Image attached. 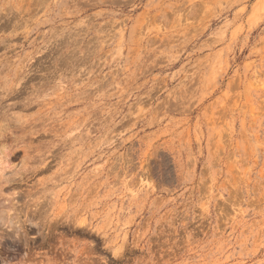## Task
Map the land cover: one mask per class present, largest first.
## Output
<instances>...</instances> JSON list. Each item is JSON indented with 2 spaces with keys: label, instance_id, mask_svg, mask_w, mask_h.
Listing matches in <instances>:
<instances>
[{
  "label": "rangeland",
  "instance_id": "rangeland-1",
  "mask_svg": "<svg viewBox=\"0 0 264 264\" xmlns=\"http://www.w3.org/2000/svg\"><path fill=\"white\" fill-rule=\"evenodd\" d=\"M0 264H264V0H0Z\"/></svg>",
  "mask_w": 264,
  "mask_h": 264
},
{
  "label": "bare ground",
  "instance_id": "bare-ground-1",
  "mask_svg": "<svg viewBox=\"0 0 264 264\" xmlns=\"http://www.w3.org/2000/svg\"><path fill=\"white\" fill-rule=\"evenodd\" d=\"M25 211V210H24ZM43 213V212H42ZM40 229V228H39Z\"/></svg>",
  "mask_w": 264,
  "mask_h": 264
}]
</instances>
